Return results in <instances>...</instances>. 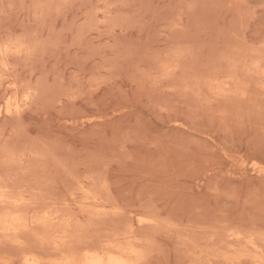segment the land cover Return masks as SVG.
<instances>
[{"label":"rangeland","instance_id":"374dc122","mask_svg":"<svg viewBox=\"0 0 264 264\" xmlns=\"http://www.w3.org/2000/svg\"><path fill=\"white\" fill-rule=\"evenodd\" d=\"M1 68L0 264H264V0H0Z\"/></svg>","mask_w":264,"mask_h":264},{"label":"bare ground","instance_id":"6f19581e","mask_svg":"<svg viewBox=\"0 0 264 264\" xmlns=\"http://www.w3.org/2000/svg\"><path fill=\"white\" fill-rule=\"evenodd\" d=\"M4 40V39H3ZM5 42V41H4ZM9 42V41H8ZM14 42V41H13ZM12 42V43H13ZM18 42V41H17ZM9 43H11V42H9ZM8 43V44H9ZM5 45H7V44H5ZM9 45H11V44H9ZM18 45V44H17ZM16 46V45H15ZM18 47V46H17ZM5 48V47H4ZM19 48V47H18ZM18 48H16L15 47V50L16 49H18ZM7 49H9V48H7ZM12 49V48H11ZM13 50V49H12ZM11 50V52H13ZM7 51V50H6ZM12 54V53H11ZM9 56H10V54H9ZM8 56V57H9ZM5 61V60H4ZM9 61V60H8ZM2 62H3V59H2ZM10 62V61H9ZM1 65H3V64H1ZM12 65V64H11ZM3 70H2V68H1V70H0V72H2ZM3 72H5V71H3ZM2 72V73H3ZM14 73V72H13ZM18 73V72H17ZM16 75V74H15ZM32 75V74H31ZM3 79H5V78H3ZM2 81V80H1ZM3 82V81H2ZM5 82V81H4ZM25 83H29V82H25ZM0 84H1V82H0ZM3 84V83H2ZM13 84V83H12ZM14 84H15V82H14ZM22 85V84H21ZM25 85V84H24ZM28 85H31V83H29ZM34 85V84H33ZM37 85V84H36ZM32 86V85H31ZM40 86V85H39ZM39 86H36L37 88L39 87ZM7 87V86H6ZM43 86H41V88H42ZM9 88V87H8ZM25 88H26V86H25ZM45 88V87H44ZM7 89V88H6ZM43 91H44V89H42ZM16 91V90H15ZM27 91H29V90H27ZM34 91V90H33ZM42 91V92H43ZM5 92V91H4ZM34 92H36V91H34ZM40 92H41V90H40ZM39 92V93H40ZM45 93H47V91L45 92ZM11 94V93H10ZM13 94H15V92L13 93ZM25 94V93H24ZM5 95V94H4ZM27 95V94H26ZM34 95V94H33ZM43 96H44V94H42ZM47 94H45V96H46ZM35 96V95H34ZM39 96H41V94L39 95ZM42 96V97H43ZM48 96V95H47ZM41 97V99L43 100V98ZM63 97V96H62ZM47 99L49 98V97H46ZM61 97H59L58 99H60ZM26 99V98H25ZM9 100V99H8ZM24 100V99H23ZM40 100V99H39ZM44 101H45V99H44ZM59 101V100H58ZM9 102H11V101H9ZM36 103H37V99H36ZM42 103V102H41ZM16 104V103H15ZM27 104V103H26ZM26 104H24V105H26ZM10 105V104H9ZM15 106V105H14ZM21 107L23 106V104L22 105H20ZM10 107V106H9ZM20 107V108H21ZM12 108V107H11ZM22 109H24V106H23V108ZM16 110H17V107H16ZM15 110V111H16ZM26 110V109H25ZM24 110V111H25ZM23 111V110H22ZM23 111V112H24ZM9 112V111H8ZM19 111H17L16 112V114L18 113ZM12 113V112H11ZM9 114V113H8ZM15 114V113H14ZM13 114V115H14ZM15 114V115H16ZM24 114V113H23ZM16 117V116H15ZM18 118V117H17ZM9 120V119H8ZM15 120H17V119H15ZM20 120V119H19ZM18 121V120H17ZM7 124V123H6ZM8 125V124H7ZM14 126V125H13ZM13 126H11V127H13ZM4 131V130H3ZM5 132V131H4ZM2 134V133H1ZM7 138V137H6ZM6 140V139H5ZM6 142V141H5ZM98 185H100V183L98 184ZM82 186V185H81ZM92 186H94L93 184H92ZM96 186V185H95ZM102 187V186H101ZM97 188L98 187H96V188H94L95 190H97ZM106 188V187H105ZM93 189V190H94ZM99 189H100V187H99ZM76 190V189H75ZM92 190V191H93ZM102 189H100V191H101ZM79 191H80V189H79ZM104 191H105V189H104ZM68 192V191H67ZM89 193V192H88ZM93 193V192H92ZM95 193V192H94ZM97 193V192H96ZM90 194V193H89ZM106 194V193H105ZM88 196V195H87ZM86 196V197H87ZM4 197V196H3ZM2 196H0V205L2 206V205H4L5 206V204H7V205H9V203H11L12 201H10L9 202V200L6 198H3ZM8 197V196H7ZM85 197V198H86ZM18 198V197H17ZM23 198V197H22ZM82 198H83V196H82ZM87 198H90L89 196L87 197ZM86 198V199H87ZM93 198V197H92ZM98 198V197H97ZM86 199H84V200H86ZM108 199V198H107ZM25 201V200H24ZM27 201V200H26ZM30 201V200H29ZM33 201H34V199H33ZM33 201H31V202H33ZM96 201V200H95ZM110 202V201H109ZM27 203V202H26ZM39 203V202H38ZM23 204V203H22ZM29 204V203H28ZM34 204V203H33ZM108 204V203H107ZM11 205H13V204H11ZM11 205H9V206H11ZM15 205V204H14ZM20 205V204H19ZM28 206V205H27ZM3 207V206H2ZM17 207H18V205H17ZM20 207H21V205H20ZM4 208H8V206H5ZM10 208V207H9ZM34 208V207H33ZM11 209V208H10ZM24 209V208H23ZM15 209H13V211H14ZM105 210V209H104ZM116 210V209H115ZM119 210V209H118ZM12 211V212H13ZM17 211H19V210H17ZM51 211V210H50ZM58 211V210H57ZM68 211V210H67ZM88 211H90V209L88 210ZM87 211V212H88ZM103 211V210H102ZM20 212V211H19ZM24 212H25V210H24ZM53 212H55V211H53ZM65 212V211H64ZM123 212H124V210H123ZM9 213H10V211H9ZM14 213V212H13ZM26 213H27V211H26ZM25 213V214H26ZM88 213H90V212H88ZM96 213V212H95ZM105 213V212H104ZM112 214H113V212H111ZM2 215H3V213H1ZM18 214V213H17ZM23 215V213H20V215ZM25 214L23 215V216H25ZM97 214V213H96ZM102 214V213H101ZM109 214V213H108ZM10 215V214H9ZM21 215V216H22ZM121 215V214H120ZM14 216V215H13ZM17 216V215H16ZM15 216V217H16ZM57 216V215H56ZM102 216H103V214H102ZM106 216V215H105ZM113 216V215H112ZM115 216V215H114ZM130 216V215H129ZM9 217V216H8ZM15 217H12L13 219H12V221L13 222H20L21 223V221H22V218L19 216H17L16 218ZM35 217V216H34ZM61 217V216H60ZM91 217V216H90ZM43 218H45V216L43 217ZM48 218V217H47ZM47 218H45L46 220H47ZM126 218V217H125ZM33 219V218H32ZM79 219V218H78ZM96 219V218H95ZM98 219V218H97ZM104 219V218H103ZM153 219V218H152ZM27 220V219H26ZM39 220V219H38ZM41 220H43V219H41ZM72 220V219H71ZM76 220H77V218H76ZM76 220H74V221H76ZM35 221V220H34ZM33 221V222H34ZM47 221H49V220H47ZM6 222V221H5ZM27 222V224L29 223L28 221H26ZM52 222H53V220H52ZM73 222V221H72ZM104 222V221H103ZM2 223V222H1ZM25 223V222H24ZM36 223V222H35ZM40 223V222H39ZM50 223V222H49ZM48 223V224H49ZM54 223V222H53ZM60 223V222H59ZM63 223V222H62ZM62 223H60V224H62ZM4 224H6V223H4ZM3 224V225H4ZM8 224V223H7ZM23 224V223H22ZM33 224V223H32ZM45 224V223H44ZM44 224H42V225H44ZM48 224H46L47 226H48ZM55 224V223H54ZM73 224V223H72ZM119 224V223H118ZM146 224V223H145ZM153 224V223H152ZM40 225H41V223H40ZM64 225V224H63ZM88 225V224H87ZM46 226V227H47ZM53 226V225H52ZM157 226H158V224H157ZM156 226V227H157ZM0 227H1V225H0ZM3 227V226H2ZM1 227V232H2V230H3V228ZM24 227H27V226H25L24 225ZM69 227V226H68ZM67 228V227H66ZM5 229V228H4ZM16 229V231L18 230L17 228H15ZM15 229L13 230V231H11L12 230V228H6L5 229V231L7 230V231H10V232H13V234H14V231H15ZM35 229V228H34ZM54 229V228H53ZM61 229V228H60ZM37 230V229H36ZM132 230V229H131ZM130 230V231H131ZM18 231H20V229L18 230ZM61 231V230H60ZM10 232H9V234H10ZM64 232V231H63ZM16 233H18V232H16ZM82 233V232H81ZM55 234H56V232H55ZM70 234V233H69ZM68 234V235H69ZM80 234V233H79ZM99 234V233H98ZM133 234V233H132ZM131 234V235H132ZM12 235V234H11ZM11 235H9V236H11ZM17 235V234H16ZM47 235V234H46ZM72 235V234H71ZM122 235L124 236V233H122ZM5 236V235H4ZM56 236H57V234H56ZM78 236H80V235H78ZM86 236V235H85ZM88 236V235H87ZM83 237V236H82ZM104 237V236H103ZM112 237V236H111ZM44 238V237H43ZM81 238V237H80ZM87 238V237H86ZM110 239V238H109ZM124 239H125V237H124ZM53 240V239H52ZM83 240V239H82ZM101 242V244L103 243V241H104V239H99ZM126 240V239H125ZM125 240H124V244H125ZM69 241V240H68ZM77 241V240H76ZM87 241V240H86ZM94 241V240H93ZM92 241V242H93ZM96 241V240H95ZM94 241V242H95ZM113 241H114V239H113ZM113 241H110L108 244H106V250H105V253H102V252H100V251H88L85 255H84V258L82 259V260H80L79 258H76V256L75 255H73L72 254V256H69V257H67V260H66V263H64V264H132L130 261H132L134 258H136L135 256H134V258H131V257H129V255H131V254H136L137 253V251H135L134 249H132L131 251H125V253H124V249L122 248V250L120 249V241L121 240H119V243H113ZM123 241V240H122ZM74 242V241H73ZM85 242V241H84ZM134 242V241H133ZM71 243H72V241H71ZM81 242H79V244H80ZM104 243H106V241H104ZM103 243V244H104ZM138 243H140V242H138ZM55 243H53V245H54ZM74 244H76V242H74ZM78 244V243H77ZM126 244H127V242H126ZM125 244V245H126ZM129 244V243H128ZM133 244H135V242L133 243ZM83 245V244H82ZM121 245H123V242H122V244ZM136 245H137V242H136ZM56 246V245H55ZM60 246V245H59ZM71 246H73V245H71ZM75 246V245H74ZM73 246V247H74ZM79 246V245H78ZM103 246V245H102ZM62 247V246H61ZM60 247V248H61ZM100 247V246H99ZM127 247V246H126ZM135 247V246H134ZM137 247L138 248H140V246H138L137 245ZM136 247V248H137ZM59 248V247H58ZM70 248V247H69ZM72 248V247H71ZM103 248V247H102ZM104 248V249H105ZM73 249V248H72ZM96 248H94V250H95ZM100 249V248H99ZM98 248H97V250H99ZM57 250V249H56ZM71 249H69V251H70ZM74 250V249H73ZM89 250V249H88ZM93 250V249H92ZM57 251H59L60 252V250H57ZM56 251V252H57ZM72 251V250H71ZM70 251V252H71ZM143 251V250H142ZM66 252V251H65ZM140 252V251H139ZM55 253V252H54ZM72 253V252H71ZM74 253V252H73ZM76 253V252H75ZM74 253V254H75ZM138 255V254H137ZM136 255V256H137ZM143 256V255H142ZM141 256V257H142ZM144 256H145V254H144ZM61 257H62V255H61ZM131 258L132 260H129V258ZM139 259V258H138ZM35 260V259H34ZM140 260H142L141 258H140ZM136 261V260H135ZM138 262V261H137ZM140 262V261H139ZM28 263L29 264H36L34 261H28Z\"/></svg>","mask_w":264,"mask_h":264}]
</instances>
